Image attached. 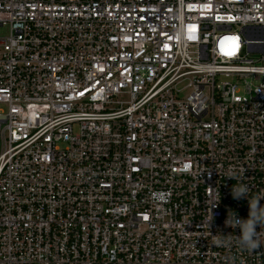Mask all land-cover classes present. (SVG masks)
Listing matches in <instances>:
<instances>
[{
    "label": "built area",
    "instance_id": "built-area-1",
    "mask_svg": "<svg viewBox=\"0 0 264 264\" xmlns=\"http://www.w3.org/2000/svg\"><path fill=\"white\" fill-rule=\"evenodd\" d=\"M0 27V264H264L225 224L234 185L264 205V0H0Z\"/></svg>",
    "mask_w": 264,
    "mask_h": 264
},
{
    "label": "clouds",
    "instance_id": "clouds-1",
    "mask_svg": "<svg viewBox=\"0 0 264 264\" xmlns=\"http://www.w3.org/2000/svg\"><path fill=\"white\" fill-rule=\"evenodd\" d=\"M248 193L249 189L246 185L232 186V198L237 201L246 199L249 204V212L246 219L240 218L234 213L232 217L226 219L225 224L228 227L239 229L237 235L239 245L249 252H254L264 246V241L260 239L264 234L261 232V229H264V205H261L260 199L249 200ZM258 228L260 231H257ZM225 239V235H220L217 238V243L223 245Z\"/></svg>",
    "mask_w": 264,
    "mask_h": 264
},
{
    "label": "rangeland",
    "instance_id": "rangeland-1",
    "mask_svg": "<svg viewBox=\"0 0 264 264\" xmlns=\"http://www.w3.org/2000/svg\"><path fill=\"white\" fill-rule=\"evenodd\" d=\"M8 32V28L7 27H0V34L4 35ZM223 78V77H222ZM230 79V78H229Z\"/></svg>",
    "mask_w": 264,
    "mask_h": 264
}]
</instances>
